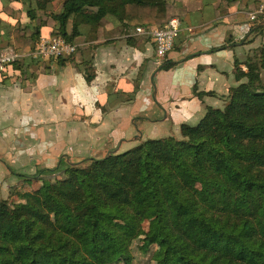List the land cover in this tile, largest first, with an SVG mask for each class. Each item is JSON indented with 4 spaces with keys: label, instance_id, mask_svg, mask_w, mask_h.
Instances as JSON below:
<instances>
[{
    "label": "trees",
    "instance_id": "trees-1",
    "mask_svg": "<svg viewBox=\"0 0 264 264\" xmlns=\"http://www.w3.org/2000/svg\"><path fill=\"white\" fill-rule=\"evenodd\" d=\"M29 1L32 22L54 0ZM106 17L147 28L166 17V6L64 0L50 15L51 35L73 43L80 26L96 30ZM13 37L1 51L26 45L18 30ZM242 65L245 82L229 89L226 105L181 125L179 138L71 164L36 190L12 191L18 203L1 200L0 264H131L130 243L146 221L142 244L157 247L155 264H264V46Z\"/></svg>",
    "mask_w": 264,
    "mask_h": 264
},
{
    "label": "crops",
    "instance_id": "crops-1",
    "mask_svg": "<svg viewBox=\"0 0 264 264\" xmlns=\"http://www.w3.org/2000/svg\"><path fill=\"white\" fill-rule=\"evenodd\" d=\"M63 1L29 22V0H0V51L14 45L16 30L26 39L17 49L23 58L0 74V201L18 203L12 191L36 190L71 164L179 138L181 125H196L207 108L226 105L229 89L245 82L247 55L264 46V30L256 31L264 16L248 18L261 0H163L166 17L155 26L171 17L181 23L163 61L135 27L106 17L96 30L79 27L76 52L63 63L34 66L28 53L51 35L50 15Z\"/></svg>",
    "mask_w": 264,
    "mask_h": 264
},
{
    "label": "built area",
    "instance_id": "built-area-1",
    "mask_svg": "<svg viewBox=\"0 0 264 264\" xmlns=\"http://www.w3.org/2000/svg\"><path fill=\"white\" fill-rule=\"evenodd\" d=\"M264 16V0L260 1L257 9L248 15L251 22ZM181 23L176 17H171L160 26L135 27L134 35L148 38L154 46L156 56L163 61L173 50L175 39L180 33ZM76 45L67 42L63 37L50 35L40 37L28 53V57L34 62H42L49 59H65L75 54ZM23 54L7 48L0 51V74H5L9 67L18 63Z\"/></svg>",
    "mask_w": 264,
    "mask_h": 264
},
{
    "label": "rangeland",
    "instance_id": "rangeland-1",
    "mask_svg": "<svg viewBox=\"0 0 264 264\" xmlns=\"http://www.w3.org/2000/svg\"><path fill=\"white\" fill-rule=\"evenodd\" d=\"M53 61H54L53 59H49V60L42 61L40 64L35 63L33 65L43 68L44 66L47 67ZM263 77H264V74H263ZM59 178L61 177H54L50 179L54 180V179H59ZM11 203H17V202L16 200H11ZM147 227H148V221L144 222L141 225L137 233V236L130 243V250L132 254L131 264H155L154 259L157 253V247L151 246L149 248H146L142 244V239L144 237L145 232L147 231ZM169 264H181V262L178 259H175Z\"/></svg>",
    "mask_w": 264,
    "mask_h": 264
},
{
    "label": "water",
    "instance_id": "water-1",
    "mask_svg": "<svg viewBox=\"0 0 264 264\" xmlns=\"http://www.w3.org/2000/svg\"><path fill=\"white\" fill-rule=\"evenodd\" d=\"M262 25L264 26V22L262 23Z\"/></svg>",
    "mask_w": 264,
    "mask_h": 264
}]
</instances>
